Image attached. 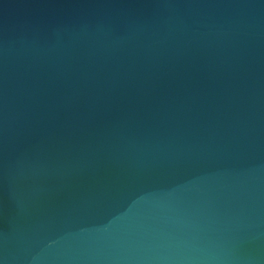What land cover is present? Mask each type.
Instances as JSON below:
<instances>
[{"label":"water","instance_id":"95a60500","mask_svg":"<svg viewBox=\"0 0 264 264\" xmlns=\"http://www.w3.org/2000/svg\"><path fill=\"white\" fill-rule=\"evenodd\" d=\"M0 264H264V0H0Z\"/></svg>","mask_w":264,"mask_h":264}]
</instances>
